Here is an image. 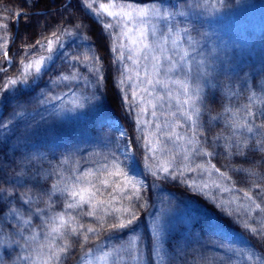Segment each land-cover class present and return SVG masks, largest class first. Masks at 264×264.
Returning <instances> with one entry per match:
<instances>
[{
	"label": "rangeland",
	"instance_id": "rangeland-1",
	"mask_svg": "<svg viewBox=\"0 0 264 264\" xmlns=\"http://www.w3.org/2000/svg\"><path fill=\"white\" fill-rule=\"evenodd\" d=\"M132 3L149 7L155 4L158 7L167 8L169 12L188 13L189 15L184 17H174L171 23L180 28H187L188 35L197 42L196 51L193 52L188 43V37L182 33L181 42L175 46V53L171 51L174 46L169 41L165 55H174L179 62L181 50L189 52L187 63L184 64L185 71H173L169 75L172 79H184L187 69L192 68V71L187 73V83L190 85V93L195 92L197 83L201 86L200 97L196 100V106L200 108L199 114L194 115L192 121L186 120L176 113V100L165 99L155 109L157 117L151 116L152 108L144 113L145 120L153 121V124L146 127L155 129L156 123L163 125L165 121L172 123L179 120L180 126L176 131L188 136L192 135L191 130L195 128L196 138L201 142L200 146L213 152L214 155L195 157L191 166L195 168L197 163L210 160L231 179L222 180L214 172L209 177L207 173L201 175L198 171H184V175L181 176L179 169H173L177 172L175 177L163 173H158L156 177L152 176L144 166L146 150L142 146V140L136 139L141 136V132L135 128L133 116L140 105L137 104L135 111L131 114L127 107L122 109L131 121L132 131H128L116 115L101 111L96 103L95 82L98 78H102L106 70L100 66L101 71L95 76L89 72L88 69L92 65L84 61V56L95 57V53L90 48L85 35L79 31L83 29L77 23L67 27L45 23L37 40L41 37L49 38L52 33L59 34L63 31L64 47L58 50L55 61L36 83L39 85L35 84L36 92L30 94L32 99L26 102L23 110L40 118L50 116L57 122L58 120L61 122L79 120L86 140L83 142L78 140L83 151L77 148L79 151L74 152L70 147L71 149L65 154L50 161L45 168V176L41 184H28V186L24 184L21 187L9 189L8 196L0 197L1 202L8 197L2 214L3 219L2 215L0 216V262L2 264H30L29 260H21L18 257L28 256L29 253L34 254L39 244L46 243L45 236L49 231L48 217L54 213L68 211L64 209L66 196L54 193L53 189V185H56L60 179L61 172L65 176H72L79 175L89 168L95 170L99 165L110 161L113 153L123 161L124 156L121 153L129 141L137 162L134 174L145 184L142 190L143 199L140 203L146 202L147 205L138 210L139 219L133 225L134 231H125L119 238L110 237L107 233H100L98 237L89 234V242L83 249L80 247L79 238L70 237L71 248L62 258L61 264H82L89 260L92 264H102L96 258L105 252L109 253L107 264H230L225 252V248L228 247L237 252L244 250L253 257L264 256V235L258 236L245 229L243 224L248 217L243 214V211H236L238 204L248 202L242 200L235 205L225 203L220 207L217 206L221 200L228 201L233 195L242 197L243 193L238 191L239 189H251L253 196L261 193L260 188L252 187L253 183L264 186V151H260L256 146L257 140L264 142V135H253L243 129H235L241 138H248V147L243 149L245 155L236 154L234 139L231 141L233 146L230 149L225 147L230 143L228 138L234 131L230 127L233 119L232 112L225 109L240 108L239 116H243V106L251 102L256 115L249 117L248 120L255 124L264 122V115L260 114L264 112V0H157ZM196 3H199L200 7H194ZM75 6L77 8L80 6L85 14L94 18L82 7L81 0H78ZM11 15L7 11H0V23L8 25L7 50L12 58V63L5 65L8 68L5 74L7 76L17 74V66L21 57L24 56V48L33 45V43L21 45L20 48L10 52V40L15 36L18 23L16 16L11 29ZM35 20L39 21L38 18ZM99 25L103 35L108 39L110 48V37L104 32L101 23ZM4 35V30L0 29V37ZM0 43H3L2 39ZM42 51L37 49L34 55L38 56L42 54ZM111 54L115 60L119 55V49L116 52L111 51ZM72 57H79V59L74 61ZM61 61L65 64L67 71L59 75H51L55 66L59 62L61 64ZM196 62H202L203 70L207 75L197 76ZM117 63L121 73L122 65L119 61ZM124 63L132 68L131 61L125 60ZM161 64L167 67L166 61L161 60ZM85 70L87 75L84 73ZM135 70L139 71L143 77V66ZM73 74L79 79L65 81L61 78L71 77ZM84 77L88 79L85 80ZM119 79L120 76L117 81ZM3 80L4 76L0 75V85ZM123 87L128 91L129 103H131L132 85L128 83ZM170 88L174 96H178L180 100L185 99L178 86L170 85ZM157 94L166 96L165 90L159 86H157ZM8 96L11 94L0 98V105ZM51 97H59V99ZM84 97L95 98L86 100ZM76 101L84 103V107H73ZM169 111L176 115L169 116ZM117 122L127 132L123 139L119 138ZM77 125L79 126L80 123ZM168 130L163 129L165 132ZM261 132H264V129H261ZM229 152L232 154L230 155ZM149 162L151 163V160ZM250 171L255 175H250ZM211 179H217L218 182L229 187L235 185V188L231 192H220L210 187L206 190L209 192L206 196L203 192L190 187L193 181L200 184L202 181ZM173 182H177L180 184V189L185 188L188 192L171 189L168 184ZM34 188L36 191L30 192ZM28 189L29 193L26 191ZM39 191L43 192V195L38 196ZM260 196L257 202H264ZM37 208L41 211L37 212ZM76 211L78 210H75L73 214H76ZM84 211H87L86 206ZM229 211L231 215L227 214ZM252 215L264 224V214L254 212ZM80 222L85 224V228L94 223L92 218L87 216H81ZM248 222L253 227L258 226L252 220ZM156 231H159V237L156 236ZM131 235L139 237L135 251L138 259L135 261L128 255ZM33 236L35 240L30 239ZM88 249H91L90 253ZM231 264H257V262L247 261L245 257H232Z\"/></svg>",
	"mask_w": 264,
	"mask_h": 264
},
{
	"label": "snow or ice",
	"instance_id": "snow-or-ice-1",
	"mask_svg": "<svg viewBox=\"0 0 264 264\" xmlns=\"http://www.w3.org/2000/svg\"><path fill=\"white\" fill-rule=\"evenodd\" d=\"M27 3L28 0H25ZM82 7L90 12L97 22L101 23L105 33L110 37V50L116 52L119 49V55L116 56L113 63L119 61L123 70L120 73V79L117 81L120 92L122 93V102L125 107L135 111L136 105L139 104V110L133 116L135 128L141 132L137 141L142 140V146L146 150L144 157V166L151 175L156 177L158 173L165 175L177 174L173 169H179V175L183 176L184 171L199 172L201 175L207 173L210 177L212 173H216L218 178L222 180H230L231 178L226 172H221L211 161L197 163L195 168L191 165L194 163L195 157H211L213 152L203 148L201 142L196 138V129L193 128L192 135H182L176 131L180 126L179 120L172 123L165 121L163 125L155 124V129L146 127L153 124L152 120H145L144 113L152 108V117H157L155 109L165 99H175L177 104L176 113L183 116L186 120L192 121L194 115H198L200 108L196 106V100L200 97L201 86L199 83L195 85V92L190 93V85L187 83V73L192 71L188 68L184 79H172L169 73L173 71H185L184 64L187 63L189 52L182 49L180 61L178 62L173 56L165 55L168 51L167 44L170 41L174 46L171 51L175 53V46L181 42V34L188 37V43L195 52L196 41L188 35L187 28H180L178 25L171 23L176 16H187L185 12H169L167 8L158 7L153 4L151 7L147 5H136L131 0H81ZM194 7H200L199 3L194 4ZM25 15V13L17 12L16 16ZM105 18H108L107 20ZM155 21V22H153ZM79 27V26H77ZM6 23H0V29L4 30L5 35L0 37L3 43H0V75L4 76L2 85H0V98L9 94H20L31 90L36 83L41 79L51 64L55 61L58 55V50L64 47L62 36L64 32H54L49 38L41 37L35 41L33 45L24 48V56L21 57L17 66V74L14 76L5 75L8 68L5 65L12 63V58L9 55L8 45L9 38L7 37ZM119 29V31H116ZM72 35V33H67ZM37 49L43 50L42 54L36 56L34 53ZM31 57V58H29ZM78 60L79 57H72ZM99 57L84 56V61L92 66L88 69L93 76L101 71L100 67L96 66L93 61L98 62ZM193 61L195 58H192ZM125 60L131 61L132 68H129L124 63ZM161 60L167 62V67H163ZM143 66L144 75L141 77L139 69ZM163 69V71H162ZM197 76L207 75L203 70L202 62H196ZM132 73V75H128ZM135 76V80H133ZM63 80H77L75 74L71 77L63 76ZM87 80V77H84ZM90 83V81H89ZM131 83V103H129L128 91L123 85ZM170 85H176L179 91L183 93L185 99L180 100L178 96H174ZM157 86L165 90L166 96L157 94ZM59 99V97H51ZM95 97H84V99H94ZM43 103V101H41ZM188 105L189 107H184ZM75 108H83L84 103L76 101L73 104ZM232 112L233 119L230 122V127L234 130L232 136L229 137L230 143L225 147L230 149L233 144L237 149L236 154L245 155L244 148L248 147V138H241L235 129H243L249 134L264 135L261 129H264V122L255 124L248 120L249 117H254L252 103L243 106V116H239L240 108L235 110L225 109ZM176 113L169 111V116H175ZM264 115V112L260 113ZM119 138L123 139L127 132L122 125L117 122ZM164 128L169 129L163 131ZM166 138V139H162ZM131 141L125 145L122 151L124 160H119L115 153L112 154V159L104 164L99 165L95 170L87 169L79 175L65 176L60 173V179L56 185H53L54 193H60L66 196L64 209L60 213H54L48 217L49 231L45 236L46 243L39 244L34 254L29 253L28 256L18 257L21 260H29L30 264H61L62 258L67 255L71 248L70 237H77L81 240L80 247L89 242V234L99 236L100 233H107L110 237L119 238L125 231H134L133 225L139 219V209L145 208L146 202L140 203L143 199L142 190L145 187L144 181L134 173H136L137 162L135 155L131 151ZM256 146L260 151H264V142L257 140ZM231 155L232 153L229 152ZM105 160L107 158L105 157ZM151 160V163L149 162ZM128 163H125V162ZM74 172V170H73ZM250 175H255L250 171ZM59 185V186H58ZM190 187L203 192L206 196L209 192L206 190L210 187L218 189L220 192H231L235 185L226 186L217 179L205 180L200 184L196 181L192 182ZM253 188H261V185L253 183ZM110 189V191H108ZM238 191L243 193V196L233 195L230 200L223 201L217 205L218 207L227 204H237L238 201H247L248 203H240L237 205L236 211L241 212L252 220L258 226L253 227L246 220L243 227L248 231L262 236L264 235V224L253 217L252 213L259 212L264 214V202H257L261 193H264V188H261V193L256 196L252 195L251 189ZM51 207V205H48ZM85 206L87 211H84ZM75 210L76 214H73ZM40 212L41 209H36ZM231 215L229 211L227 213ZM81 216L91 217L93 224L85 228V224L80 222ZM159 231H156V236L159 237ZM28 239V238H25ZM30 239L35 240V236ZM139 237L131 235L128 244V255L132 260H137L135 254L136 243ZM31 247V245H28ZM224 247V245H221ZM47 249V251H45ZM91 252V249H88ZM226 255L229 257L231 264L232 257H245L247 261L255 260L257 264H264V256H256L246 253L244 250L240 252L228 247L225 248ZM109 253H102L97 257L98 262L107 264ZM2 264V262H0ZM82 264H92V261L82 262Z\"/></svg>",
	"mask_w": 264,
	"mask_h": 264
},
{
	"label": "trees",
	"instance_id": "trees-1",
	"mask_svg": "<svg viewBox=\"0 0 264 264\" xmlns=\"http://www.w3.org/2000/svg\"><path fill=\"white\" fill-rule=\"evenodd\" d=\"M77 1L28 0L26 3L25 0H0V11L4 10L12 14L11 29L14 26L13 19L16 18V13L18 11L25 13L17 18L15 36L10 40V52L20 48L21 45L34 44L41 35L45 23L59 24L64 27L74 23L79 24L83 29L79 31L85 35L95 57L100 58L98 62L95 61V64L106 70L102 78H98L95 82L97 106L101 111L119 117L128 131H132L131 121L122 110L125 106L117 86V78L120 76L119 64L113 63L114 58L108 39L100 30L99 23L90 15L85 14L80 6L77 8L75 6ZM151 1L157 0H131L137 3ZM37 18L39 21L35 20ZM64 71H67V68L61 61V64L59 62L55 66L51 75H59ZM84 73L87 75L86 70ZM89 81H91L90 78ZM34 89L35 87L20 94H11L0 105V197L8 196L9 189H15L24 184L27 186L28 184H41L45 176V168L50 161L65 154L71 149L70 147L74 152L79 151L77 148L83 151L78 140L83 142L86 140V135L82 132L79 120L62 122L58 120L57 122L50 116L40 118L23 110L26 102L32 99L30 94L36 92ZM79 123L80 127L77 125ZM168 185L171 189L188 192L185 188L180 189V184L177 182ZM26 191L29 193V189ZM33 191H36V188L30 192ZM41 194L43 195V192L37 193L38 196ZM260 198L264 199V193H261ZM2 200L0 201V216L5 211L4 206L8 202V197Z\"/></svg>",
	"mask_w": 264,
	"mask_h": 264
}]
</instances>
